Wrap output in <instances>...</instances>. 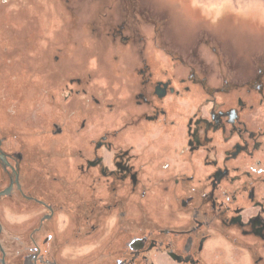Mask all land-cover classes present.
I'll return each instance as SVG.
<instances>
[{"label": "flooded vegetation", "instance_id": "af4514ba", "mask_svg": "<svg viewBox=\"0 0 264 264\" xmlns=\"http://www.w3.org/2000/svg\"><path fill=\"white\" fill-rule=\"evenodd\" d=\"M131 35L111 33L122 45ZM63 57L48 61L55 75L74 69ZM137 66L119 114L74 75L62 98L87 107L51 101L39 136L53 139L0 129V264H264V54L217 85L194 71L156 77L146 57ZM74 115L88 138L54 140Z\"/></svg>", "mask_w": 264, "mask_h": 264}, {"label": "rangeland", "instance_id": "374dc122", "mask_svg": "<svg viewBox=\"0 0 264 264\" xmlns=\"http://www.w3.org/2000/svg\"><path fill=\"white\" fill-rule=\"evenodd\" d=\"M121 25L127 35L136 34L126 45L111 37ZM54 54L68 55L71 62L66 59L64 66L74 69L52 73ZM263 54L264 0H0V129L21 132L29 145L53 139L39 136L40 124L46 131L55 119L51 101L68 113L74 105L87 107L86 97L62 98L61 87L74 75L99 98L119 104V114L121 105L128 106L140 56L149 60L156 77L194 71L217 85L224 74L250 75V62ZM43 60L45 71L39 69ZM192 83L196 96L201 89ZM10 90L16 91L12 98ZM99 114L95 108L90 120L97 130L105 124ZM73 119L54 140L88 138L73 133L79 117ZM113 123H122L119 116ZM68 151L63 147L55 153L64 157Z\"/></svg>", "mask_w": 264, "mask_h": 264}]
</instances>
